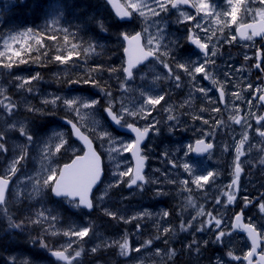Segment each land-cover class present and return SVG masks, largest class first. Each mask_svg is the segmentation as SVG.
<instances>
[{
	"label": "rangeland",
	"instance_id": "1",
	"mask_svg": "<svg viewBox=\"0 0 264 264\" xmlns=\"http://www.w3.org/2000/svg\"><path fill=\"white\" fill-rule=\"evenodd\" d=\"M18 1L21 4L22 0ZM246 1L244 0V3ZM125 2L127 4V0ZM50 4L54 8L48 13V8L44 7V21L36 34L29 31L31 29L24 30L17 27L18 17L15 13H11L8 16L9 26H15L17 29L0 34V51L6 53L5 56L0 57V101H3L0 104V134L3 136L0 143H3L6 149V151H0L1 174L4 175L13 160L22 154V146L27 145L26 159L21 160L16 165L17 171L15 175H11L15 183L5 205L7 214L11 216V219L16 223L24 222L25 228L23 230L9 228L8 218L6 216H0V218L4 219L8 224L7 232H11L9 239L12 242L24 243L26 250H30L29 255H23L18 251L11 253L10 246L12 243L10 240H6L4 244L0 245V249L2 248L7 256L0 260V264H13L10 260L11 257L16 258L19 262L29 261L33 262V264H67V262L57 261L50 257L48 255L49 251L41 248L40 241L48 245L51 250H64V248H67L66 252L70 257L74 255L75 251H81L82 249L80 257L73 259L71 264H80V261L86 255L88 259L81 264H109L108 261L110 263L113 262V264H164V259L167 261L165 264H169V262L187 264L186 256L189 259L194 258L193 255L191 256V250H196V247L201 248L200 245L207 247L208 256L215 247H220L223 252L226 249H230L236 255L245 253L247 249L244 238L237 233H232L233 206L232 203H228L227 195H235L236 192L235 187H229L234 178L235 148L243 138L244 133H247L248 141L243 146L245 154L239 160L240 166L244 171L240 174L238 184L240 194L236 203L244 204L246 201L264 202V168L262 166L259 172L253 170L255 163L263 158L264 151L263 137H260L256 132L258 128L254 120L258 114V108L251 101L248 92L249 84L252 89H255L257 84L248 78L246 72V69L247 71L249 70L248 66L246 64H238V72L233 74L232 84L224 73L220 72L217 65H212L210 70L206 66V71L210 73L211 77L208 84H203L202 82L203 73H197L195 79L190 76L188 78L193 82L198 80L200 83L198 89L201 87L206 89L207 96L199 90H191L186 95H179L180 104L183 106L182 109L178 110L171 104L174 102L169 101L164 104L162 112L159 111L156 114L148 115L146 111V118L144 119L139 116L128 117L125 115V120L139 123L142 128L158 121L155 127L159 129L158 132L153 130L152 135L144 146V150L142 149L144 155L150 159L146 178L151 182L144 184L142 188L136 186L129 188L127 182L130 177H124L123 182L117 184L118 177L114 176L113 172L116 171V162L120 164L119 171L133 168V160L130 153H122L116 157V161H110L106 151L107 139L103 142L97 139V133L107 129L114 136L122 138L126 142L134 140L131 135L121 137L120 134L113 130L105 116V109L108 107L106 99L101 98L100 95L95 96V94L77 90L83 88L86 85L84 83H65L62 85L67 69L65 67L56 68L59 62L54 58H50V63L52 64L47 69V73V70L40 68V66H29L28 62L25 63L27 67L15 73L17 69L25 66L19 63L20 59L26 60V55L34 48H37L38 45L43 49L45 48V37H48V40L53 39L59 42L61 35L58 31L53 33L55 29H59L62 32L69 30L60 24V19H63V14L58 10L61 7L60 0H54ZM221 4V7L216 8H219L220 12L223 13L222 16L219 15L220 12L214 14L211 8L207 10L211 15H204L207 21H211L206 22V26L210 25L206 34L209 38L213 35L215 29L216 31H222L233 25L230 22L231 17L224 15V10L226 9L224 5L226 3ZM232 6H236L235 0H233ZM7 7H10V2L7 3ZM239 8L237 21L241 15L246 14V9H248L245 4L239 5ZM55 9L58 10L57 13ZM136 14L139 20L142 19L144 29H147V33H145L146 43L148 36L155 35L158 29H163L164 44H168L169 41H176V38L168 30L172 23L170 17L165 22L160 16L147 15L146 17H140L138 13ZM217 19L221 22L217 23ZM36 20L37 23L42 21L40 17H37ZM52 24H58V27H51L50 29ZM47 29L51 33L47 32ZM85 29L89 30V28ZM102 30H105V26ZM74 31L80 32L79 28H75ZM26 39L29 41L27 44H25ZM32 39H35V41L30 42ZM67 40H70V43L74 42V37L70 35V32ZM212 43V49L216 51L218 49L217 44L215 42ZM241 44L245 48L239 51L241 54H238V57L244 58V56H248L247 46L246 42ZM94 45L95 43L91 41V44L85 48V53L89 57L96 50ZM57 47L61 49V43H57ZM91 48L95 50L92 51ZM18 50L20 51V56L16 57L13 53ZM161 51L163 52L165 49L162 47ZM56 53L60 55L59 51ZM223 53L224 51L222 52L221 60L218 62L219 64L223 62ZM114 54V52H109L107 57ZM8 56L12 57V61L8 60ZM215 57L217 55L212 58ZM163 59L172 67L167 60L168 57ZM232 59L234 63L235 57L232 56ZM178 60L179 62L185 61L180 55ZM13 61L15 63H13L11 69L3 67L4 63ZM117 63H120L119 71H110ZM104 65L103 68L105 67L106 69V64ZM110 65L111 68L106 69L105 74L111 75V80L103 77L105 82L103 87L106 91H111L112 105L115 111L118 112L121 103H124L130 110H137L147 95L155 97L156 94H162L161 92H156L155 87L153 88V79L162 75L158 74L157 71L158 68H161L160 66L153 65L137 73L134 81L127 83L125 88L127 91L118 92V89L115 88L114 90V87H112V81H117L121 76L122 61H114ZM43 66L47 67L45 63ZM90 69L89 66L86 67L87 72ZM37 73H39L40 79L32 80L30 85H25V88H33L34 91L28 92L24 88L18 87L19 78L29 79ZM163 77L167 76L164 75ZM121 79L122 81L125 80L123 74ZM212 79L217 81L215 85L212 84ZM42 85H56V88H40ZM218 86L228 90L229 99L224 107L218 102V94L214 93L215 88ZM85 88L87 89V87ZM48 93L67 98L80 96L88 100L98 99L99 104L95 105L94 110H86L92 111V116L86 114L81 119L76 117L75 113L66 111L59 103L55 107L51 104H44L43 98ZM233 93H238L241 99L234 97ZM249 101H251V104H249ZM9 103L15 105L11 114H8L4 107V105ZM154 106L148 105L147 109L154 111L159 107V104ZM37 109L39 111H36ZM213 109H219V111H213ZM170 114L175 116L176 119L169 120L168 116ZM241 114L244 115V120L238 127L231 117ZM186 116L189 119L193 118V121L184 119ZM66 117L76 121L80 120L79 124L93 136L98 148L105 156L106 163H108L106 178L96 193L95 209L91 212L81 207L75 208L68 204L65 199L54 201L49 188L44 189L40 195H35L32 191V182L28 179L29 176H36L42 167L55 169L58 173L63 163L82 152V146L72 138L68 128L62 122L63 118ZM205 120L208 121L207 124L204 123ZM93 121H96L98 126H94ZM217 121H222L223 123L218 124ZM21 124L25 126V132L32 136L34 142L47 139L51 136L53 130H57L65 133L67 144H65L64 148H61L60 152L54 153L49 160H43L40 147L35 143L28 145L25 136L19 131ZM249 124L251 125L250 128L248 127ZM178 127L183 128L184 132H175ZM195 134L215 140L217 147L209 156L194 161L188 152V146L191 145ZM249 145H251V148ZM226 148L227 150H225ZM72 149H75V152ZM186 153L188 154L186 155ZM173 161L177 162V167L172 166ZM224 161L227 162L225 163ZM185 162L195 165L191 175L186 173L180 166ZM207 171H213L217 175L210 178L208 183L202 181L203 187L198 188L193 183L195 176L206 174ZM185 180L188 181L186 185L182 183ZM105 190H107V195H104V199L100 200L99 197L104 194ZM157 192L165 194L157 196ZM189 196L195 202V206L187 204ZM217 199L220 201L219 204L216 203ZM45 208L57 217V221L51 226L47 223H31L30 221L36 218L35 214ZM253 208L254 206H252ZM198 209H203L205 215L197 216ZM143 211L150 212L152 215L139 216L138 214ZM164 212H167L168 215L163 216L162 213ZM252 212L258 213V210L255 208ZM108 213H114L115 215H109ZM207 213H211L212 217L216 219H221L220 229H217L214 223L210 226L206 225L209 219ZM133 217L137 218L133 219ZM193 217H196V219H192ZM263 218L264 216H261L260 220H263ZM181 223L185 225L191 223L192 226L187 228V230H181ZM201 225H205L203 230H200ZM83 227L91 228L89 235L83 239L75 236L69 239L63 235L65 231ZM164 229H169V231L165 232ZM221 230L225 231L226 235L217 243L216 236ZM183 233L185 236L182 238ZM125 235L129 243V252L127 256H122L120 255L119 243L123 242ZM33 240L37 241V243L33 244ZM70 241L71 247L69 248L67 246ZM147 241H151V243L147 244ZM160 242H166V246H168L163 252L155 247ZM210 245L213 247H209ZM93 248H96V251H92ZM136 249H139V251H136ZM38 254L43 255L38 257ZM223 255L224 253H220L213 258L215 264H225ZM87 260L90 263H87ZM181 260L184 262L182 263Z\"/></svg>",
	"mask_w": 264,
	"mask_h": 264
},
{
	"label": "snow or ice",
	"instance_id": "2",
	"mask_svg": "<svg viewBox=\"0 0 264 264\" xmlns=\"http://www.w3.org/2000/svg\"><path fill=\"white\" fill-rule=\"evenodd\" d=\"M227 6L233 5V0H225ZM236 6H232L230 11H225V16L231 17V23L236 24L237 22V13L240 11L239 5L244 4V0H235ZM106 3L111 4L113 7L116 8V16L121 19L122 21L126 20L127 18H130L133 16V13H138L140 17H146L147 15L151 16H160L161 12L167 13L169 10V5L173 9H179L181 5H189L191 8L196 10V15H199L200 13H204L205 16L211 15L209 11H207L211 5H209L205 0H127V4L123 5L117 2V0H106ZM11 7H15V4H12ZM131 9V11H129ZM247 10V9H246ZM195 15H190L187 12H180V19H178V22H188L195 20ZM221 21L217 19V23H220ZM227 26V25H225ZM102 27V26H101ZM194 28H200L202 31H207V29L202 27V24L200 22H197L194 25ZM251 30V34H249V31ZM31 31V30H29ZM191 33V30H189ZM237 31L239 32V35L244 40H253L254 37L257 36H264V13H261V18L258 22L253 23H240ZM144 32L147 33V29H144ZM122 39L124 41H127L128 48H125L126 52H129V58L127 60V65L123 67L121 70L123 73L126 74L125 81L121 84L122 90L127 91V89L124 88V85L127 83L128 80L133 78V69L136 68L137 65L141 64L143 61L148 60L149 57L154 58V60L158 63H161L163 67L167 70V78L172 80L175 83L176 87H180V80L181 77L179 74H174L172 67L169 66L167 62L163 59L164 57H168L171 55V49L178 48L179 42L178 41H169L168 44H164V32L163 29H158L157 33L155 35L148 36L147 38V45L148 48L145 50V48L141 45V39L142 35L140 32L133 34L129 33H121ZM187 39L191 42L192 45L195 46V49H198L199 52L193 50L192 55L199 57L202 53L203 60L202 62L199 60H186L184 62H178L175 60V57L173 56V62L175 64V67L177 69H183L184 73L193 79H195V75L197 73H203L204 79H210V73L206 71L205 65L207 64H214L215 61L211 60L209 57V51H208V44L203 43L199 36L190 34L188 35ZM233 40L236 39L235 36L232 37ZM91 47V46H90ZM102 47V46H101ZM164 48L165 51H161V48ZM92 51H94V48H91ZM133 53H135L133 55ZM79 55V53H76ZM6 53L3 51H0V57L5 56ZM14 56L19 57L20 51H15L13 53ZM73 52H69L67 57L62 55H56L55 60L61 63H67L69 59L72 58ZM217 53L215 50L211 52V56H216ZM247 59V57H246ZM8 60L12 61V57L8 56ZM13 62L4 63L3 67L11 69L13 67ZM19 63H27V60L20 59ZM256 68H260L259 62L255 64ZM110 71L115 72L117 69L112 68ZM159 77H157L158 79ZM20 83L18 87L24 88L25 91L32 92L34 91L33 88H25V85H30L32 80H39L40 76L39 73H37L35 76L29 78V79H23L19 78ZM81 81L74 80L72 83L79 84ZM84 84L92 85L98 90V94L106 99V102L108 104V107L105 109L108 117H110V122H114L113 126L117 128V131L123 129L124 131L121 133V137L123 135H128V131L130 130L131 133H135V138L131 142H126L122 138H117L114 136L111 132H109L107 129H104L103 131H100L97 133V139H100L102 142L107 139V145H106V151L108 155V159L110 161H116V157L122 153L125 152H131L136 159L135 167L134 168H128L125 171H119L120 164L119 162H116L115 167L116 171L113 172L114 176H117V184L120 182H123L124 177H130V179L127 182V186L129 188L136 186L138 188H142L144 184L149 183V181L146 176L143 174L145 161L147 159L146 156L141 155V143L145 140V138L148 136L149 132L152 130H155L156 132L159 131L155 127V124L158 123V121L154 122L151 125L144 126L143 128L136 127L134 123H129L127 120H125V115L128 117H136L139 116L140 118L144 119L146 118L145 112L147 111V114H151V110L147 109L148 105H158L162 100H164V95L157 94L155 97L152 95H147L146 99L143 100L142 105L137 110H130L124 103H121L120 108L118 109V114L113 112V105H112V94L111 91H106L103 87H101L95 80L88 79L83 81ZM217 81L215 79H212V84L215 85ZM248 87H251L249 84ZM199 91L202 93H205L207 96V90L204 88H199ZM257 91H260V89H257ZM142 95H144L142 93ZM220 99H224V91L223 89L220 90ZM233 96L237 99H241L238 93H233ZM259 100L261 102H264V95L259 96ZM3 101H0V104H2ZM44 104H51L53 107H55L58 103L61 104L66 111L73 112L76 114V117L83 118L86 114L88 116H92V111H86V110H94L95 105L99 104L98 99H92L88 100L85 98H82L80 96H73L71 98L62 97L60 95H54L51 93L45 94L43 98ZM249 104H251V101H249ZM4 107L7 110L8 114H11L13 108L15 107L14 104L9 103L7 105H4ZM36 111H39L37 109ZM169 111H171L169 109ZM213 111H219V109H213ZM169 120L176 119L175 116L169 115ZM232 120L236 124H241V117L239 116H232ZM123 121V123H122ZM264 121V115L256 117V123L261 124V122ZM80 122L78 119L76 123H73L72 120H66L65 123L67 125L71 126L72 133L75 137H77L80 141H82L88 148V151L83 156H77L75 160L71 164H65L63 169L59 171V176L57 177V171L55 169L51 168H44L42 167L36 174V176H29V181L32 182V191L35 195H40L44 189L49 188L52 193L56 197H63L68 204L72 205L75 208H80L81 206L86 209H92L93 208V201L90 198V195L92 193L93 188L100 182L101 176L103 174V166H102V160L101 156L92 148V142L89 140L88 136L84 135V133L81 132L80 127L77 126V124ZM205 124L208 123L207 120L204 121ZM218 124L223 123L222 121H217ZM247 123V121H245ZM94 126H98L96 121H93ZM248 127L250 128L251 125L249 124ZM264 127V125H262ZM19 131L22 135L25 136L27 144H33L35 143L37 146L40 147L42 152V159L43 160H49L52 155L56 152H60L61 148H64L65 144H67V140L65 139V133L62 131L53 130L51 136H49L47 139H41L36 142L33 141V138L31 135L27 134L25 132V126L23 124L20 125ZM256 132L260 137H264V130H260L259 128L256 129ZM3 139L2 134H0V140ZM248 141L247 133H244L243 138L238 142V146L235 148L236 152V163L234 166L233 171V180L232 184L229 185V187H235L238 184L240 174L242 172V168L240 166L239 160L240 157L243 156L244 150L243 146ZM102 146H104L102 144ZM26 147L22 146L21 151L22 154L15 158L13 162L9 165L7 171L3 176H0V216H6L9 221V227L13 229H20L23 230L25 228L24 222L16 223L11 219V216L7 214L6 211V200H5V193L8 189L9 180L11 175H15L17 168L16 165L20 163L21 160L26 159L27 157V151ZM251 148V145H249ZM190 152H195L196 154H202L205 152H208L210 149L213 148L212 143L205 144V141L203 139L196 141V146L193 148L192 145L188 146ZM227 150V148L225 149ZM0 151H6L4 148L3 143H0ZM73 152H75V149H72ZM188 153H186L187 155ZM167 155V153H165ZM264 163V161H261ZM173 167H177V162H172ZM183 170L191 175L195 169V165L192 163H183L180 165ZM217 174L213 171H207L206 174L196 175L193 183L197 185V187H203L201 182L208 183L210 181V178L215 177ZM139 182V183H138ZM172 182V181H170ZM183 184H187L188 181L185 180L182 182ZM165 193L157 192L156 195H164ZM104 195H107V190H105L104 194L99 197L100 200L104 199ZM235 200L234 194H228L227 195V201L228 203H232ZM216 203L219 204V199L216 200ZM187 204L189 206H195V202L191 199L189 196L187 199ZM261 211H264V204H260ZM109 215H115L114 213H108ZM139 216H151L152 213L143 211ZM163 216H167L168 213L164 212L162 213ZM205 212L203 209L197 210V216H204ZM209 219L206 222L207 226L215 224V227L217 229H220L221 225V219H216L215 217H212L211 213H207ZM36 218L34 220H31V223L34 224H43L47 223L50 226L57 221V217L55 215H52L48 210L45 208L42 211L35 214ZM241 214L236 215V224L235 227L243 230L247 233V236L252 241V248L251 251H249L245 256L244 260L248 262V264H253V261L251 257L256 253V249L259 246L258 241L260 237V233L256 230L255 226L251 223L244 224L241 223ZM137 217H133V219H136ZM123 219V217H121ZM192 219H196V217H193ZM192 225L191 223L185 225L184 223H181L180 228L181 230H187V228H190ZM139 227V225H138ZM205 225H201V229ZM91 228L90 227H83L80 229H70L69 231L63 232V235L65 236H75L80 239H83L84 237L89 235ZM47 231V229H46ZM165 232H168L169 229H164ZM226 235V232L221 230L219 231L218 235L216 236V242L219 243L221 241V238H223ZM33 244H36L37 241L33 240ZM41 248L47 249L50 252V255L54 258H56L59 261H65L67 264H71V261L77 257H80L81 251H75L73 256L66 255L67 248H64V250H51L48 248V245L44 244L42 241L39 242ZM116 243V242H114ZM147 244H150L151 241H147ZM67 247H71V241L69 242ZM119 250L120 255L127 256L129 252V243L127 240V237L125 235L123 242L119 243ZM92 251H96V248H93ZM136 251H139V249H136ZM228 256L232 257L233 259L239 260L240 257L233 256L232 252H228ZM15 260V258H13ZM23 264H28L27 261H24ZM257 264H264V253L259 254V260L257 261Z\"/></svg>",
	"mask_w": 264,
	"mask_h": 264
},
{
	"label": "flooded vegetation",
	"instance_id": "3",
	"mask_svg": "<svg viewBox=\"0 0 264 264\" xmlns=\"http://www.w3.org/2000/svg\"><path fill=\"white\" fill-rule=\"evenodd\" d=\"M9 1H10V4H15L16 7L19 6L18 0H0V34H2L4 32H10L11 30H13V26H9V17L8 16H10V14L12 13L11 7H7V3ZM205 1H207L211 5V7H210L211 11L214 12V14H218L220 12L219 8H216V7H221V5H222L221 3H223V4L226 3L225 0H205ZM244 4L248 8L246 14L243 16L241 15L240 19H238L236 24H233L232 26L228 27L226 30L216 31V29H215L214 33H213V35L215 34V36L213 37V35H212L210 38L206 35L208 33V29L210 28L209 27L210 25L206 26V22H211V21H207L205 19L204 13H200L199 15H196V10L191 8L189 5H181L179 9H173L169 5V10L167 13H164V12L160 13L161 14L160 17L165 22H167L169 17H170L172 23H171V26L168 30L170 31L171 35H173L176 38V41H178L179 45H180L178 48L171 49V55L168 56V59H167L170 62V65L172 66L173 73L174 74L180 73L179 74L181 77L180 87H176L175 83L172 80L168 79L167 77H163L164 75L167 76V70L163 67V65L161 63L156 62L154 60V58L150 61V63L148 65H144V66L138 68L136 70L133 78L127 81V83L133 82L137 73L148 69L150 66L158 65L161 67V68H158L157 71H158V74H162L163 76L161 75V77H159L158 79H157V77L153 79L154 81H156L153 84V88L155 87L156 92H161L162 95H164V100H162L159 104L160 106L154 110V114L158 113L159 111L162 112L164 104L166 102L168 103L169 101L174 102L171 104L175 108H178V110L180 108L182 109L183 107L180 104L179 95H184V94L186 95L187 92H189L191 90H196V91L199 90L198 89V86H200L199 81L198 80H194V82L191 81V79L188 78V75H186L182 69H177L175 67V64L173 62V56L175 57V60L179 62V60H178L179 55L185 61L186 60H199L202 62V60H203L202 53L199 57L192 55L193 50H195L197 52H199V50L195 49V46L192 45L191 42L187 39L188 35L194 34V35L199 36V38L201 39V41L203 43L208 44L209 57L211 58V60L215 61L214 64L219 67L220 72L224 73V75L231 82V84L233 82V79H232L233 74L238 72V64H241V65L246 64L248 66L249 70L247 71V69H246L247 76H248V78L251 79V81H254L257 84L255 89H252V87L248 88L249 97H250L251 101L258 108V114L254 118L255 122H256V117L264 115V102H261L259 100V96L264 95V36H257V37H254L253 40L249 41V40H244L243 38H241L239 35V32L237 31V28H238L240 23H253L254 21L258 22L260 20L261 13H264V0H247L246 3H244ZM224 7L226 8L224 10V12L230 11L228 9H231V6L224 5ZM215 11H216V13H215ZM180 12H187L190 15H195L196 19L192 20V21L180 23V22H178V19H180ZM222 14H223L222 12L219 13L220 16H222ZM197 22H200L201 24H203L202 27L207 29V31L205 32V31H202L200 28H194V25ZM213 22H216V21H213ZM139 27H140L139 23L137 22V23H135V28H133V29L131 28V26H128V25H119V28H116V29H119L120 33L135 34V33L141 31L143 34H145L144 30L140 29ZM110 30H114V29H110ZM189 30H191V33ZM248 31H249V34H251V30H248ZM233 36L236 37L235 40L232 39ZM108 37H110V36H108ZM118 37H119L121 44L123 43L120 55L123 53L122 60H124V62H125V58H124L125 43H124L121 35H119ZM212 42H215L217 44V47H218V49L216 50L217 57H215V58H212L213 56H211V52L213 51V49H212L213 43ZM243 42H246V46H247V52H248L247 59H244V58H246V56H244V58L238 57V54H241V52H239V51H242L243 48H245V46H243V44H241ZM223 51H224L223 62L219 64L218 62L222 58V52ZM232 56L235 57L234 63L232 62V60H233ZM257 62H259L260 68L255 67V64ZM214 64L210 63V64L205 65V67L207 66L208 70H210L212 65H214ZM241 71L244 72L242 69H241ZM122 74H123V72L121 73V76H122ZM121 76L118 78V81L112 83L113 84L112 87H114V90H115V88L118 89V92L119 91H121V92L125 91V90H122V88H121V84L125 81V80L122 81ZM199 76H201V75H199ZM210 80L211 79H204V75L202 76L203 84H206V83L208 84L210 82ZM127 83L124 85V88L127 87ZM174 87L181 89L182 91L181 92L178 91V95H173L172 90ZM40 88H45V86L42 85V86H40ZM49 88L55 89L56 86H49ZM215 89L216 90H214V93L218 94V102L223 107L226 106L228 103V99H229L228 90L224 87H221V86H218ZM221 89H223L224 94H225L223 100L220 99V95H219ZM257 89H260V91H257ZM198 99L200 100V98H198ZM193 110L195 111V109H193ZM239 117H241V124H242V122L244 120V115L241 114V115H239ZM184 119H188V120L193 121V118L189 119L188 116H186ZM129 123H131V122H129ZM135 124L141 126L139 123H135ZM178 124H181V123H178ZM241 124H237V126L239 127ZM262 125H264V121H262L261 124H257V128H259L260 130H262V129L264 130V127H262ZM113 130L116 131V133H118L120 135L122 133V131H117L115 128H113ZM182 131H183V128L178 127V129H176L175 132L179 133ZM152 133H153V130L151 131L150 136L152 135ZM123 136H125V135H123ZM187 136H188V134H187ZM200 139H203L205 141V144H206V142L212 143L213 147H214V145H216L215 140L210 139V138H206L204 136H201L200 134H195V135H193L192 143H191L193 148H195L196 141L200 140ZM143 150H144V148H143ZM214 150H215V148L210 149L208 154L205 156H195V153L190 152L189 148H188V152L191 155L193 160H201L204 157L209 156ZM263 151H264V137H263ZM143 154H144V152H143ZM261 161H264V154H263V158L258 160V164H257L256 168L254 169L257 172H259V170L262 166L264 168V163H262ZM149 166H150V159H148V167ZM107 167H108V165L105 164L106 171H107ZM243 171L244 170L242 169V172ZM12 180H13L12 182H14V179H12ZM239 194H240L239 191L235 192V200L232 202V206H233L232 217L236 216L239 212L242 213L244 218H245L244 219L245 224L251 223L259 231L260 243H259V246L257 247L258 250L251 257L253 264H257V261L259 260V254L264 253V218H263V220H260L261 216H264V211H261L260 204H264V202L246 201L244 204H241V203L237 204L236 201L239 199ZM263 194H264V191H263ZM252 206H254L253 209H252ZM255 208L258 210V213L252 212ZM232 233L239 234L240 236H242L244 238V240L246 242L245 244H246L247 251L245 253H239L236 255L233 252V256L240 257L239 260L233 259L232 257L228 256V252H232L230 249H226L225 252H223L220 247L219 248L215 247L213 249V252L208 256V254L206 252V247L204 245H200L201 248L196 247V250L195 249L191 250V252H192L191 256L193 255L194 258L189 259V257L186 256L187 264H212V263L215 264V260L213 258L216 257L217 255H219L220 253H222V254L224 253L223 256L225 258V264L226 263L227 264H248V262L246 260H244V256L249 251H251L252 243H251L250 239L247 237V234L239 228H238L237 232H232ZM214 246H217V245H214ZM209 247H213V246L210 245ZM20 253H22L23 255H26V254L28 255L30 253V250L24 249ZM42 255L43 254H38L37 256L41 257ZM48 255L50 257H52L49 254V252H48ZM49 256H47V257L50 258ZM111 256H113V255H111ZM84 257L87 258V256H84ZM52 258H54V257H52ZM54 260H55V258H54ZM63 262H65V261H63ZM181 262L183 263L184 261L181 260ZM110 264H113V262ZM169 264H175V263L169 262Z\"/></svg>",
	"mask_w": 264,
	"mask_h": 264
},
{
	"label": "trees",
	"instance_id": "4",
	"mask_svg": "<svg viewBox=\"0 0 264 264\" xmlns=\"http://www.w3.org/2000/svg\"><path fill=\"white\" fill-rule=\"evenodd\" d=\"M39 1L40 0H22L21 6L23 8L19 10L18 15L24 17V23L27 18L38 17L37 10ZM60 3L61 7L59 10L63 14L62 23L70 27L69 30L59 33L61 35L59 42L53 39L48 40V37H45V48L43 49L38 45L37 48H34L31 52H29L26 55V60L28 62L27 64L29 66H40V68L47 70L52 64L50 63V58L55 59V56L57 55L56 52L59 51V54L65 57H67L69 52H73L72 58L69 59L67 63L59 62L61 66L67 69L66 76H64V80H62V85L65 83H72L74 80H79L81 81L79 84H83L84 80L91 78L95 80L101 87H103L105 83L103 80V74L106 71L105 67L103 68V66L106 64L108 69L111 68L108 67V61L117 59V57H119L121 52V42L119 37H117L119 36L117 29L108 30V34L112 36L110 41H106L103 38V36L106 37V35H104L105 31L102 29H104V26L117 27L119 24L121 25V23L117 21L109 7L104 4L103 0H60ZM48 4V0H46V8H48ZM89 11H92L91 15L88 14ZM72 27L79 28L80 32L74 31ZM85 28H89V30H86ZM47 32L50 31L47 29ZM54 32L55 30L53 33ZM69 32L70 35L74 37L73 43H70V40H67ZM34 41L35 39L30 40V42ZM91 41L95 43L94 46L96 50L89 57L85 53V48L91 44ZM57 43H61V49L57 47ZM103 46L105 52H114L115 54L113 56L107 57L108 54L103 51ZM116 47L118 49V53L116 52ZM76 53H79V55ZM44 63L46 66L49 63L50 64L47 67H44ZM22 64L25 65V63ZM75 64L84 65V71H77L73 69ZM87 66L91 68L88 72L86 71ZM47 72L48 70L46 73ZM85 87L92 90L94 93H98V90L92 85L86 84L84 88ZM7 230V222L0 218V245L4 244L6 240H10L9 238L11 232H7ZM10 242L12 243L11 248H15L17 246L21 247V242H12L11 240Z\"/></svg>",
	"mask_w": 264,
	"mask_h": 264
},
{
	"label": "water",
	"instance_id": "5",
	"mask_svg": "<svg viewBox=\"0 0 264 264\" xmlns=\"http://www.w3.org/2000/svg\"><path fill=\"white\" fill-rule=\"evenodd\" d=\"M117 2L118 3H120V4H123L122 2H121V0H117ZM124 5V4H123ZM110 6H111V8H112V10L115 12V14H116V8L115 7H113L111 4H110ZM118 18V17H117ZM119 19V18H118ZM120 21H122L121 19H119ZM128 20H132V17H130V18H127L126 20H124V21H128ZM141 45L144 47V45H143V38L141 39ZM126 48H128V43H127V41H126ZM145 48V47H144ZM145 50H147L146 48H145ZM135 53H133V55H134ZM125 57H126V65H127V60H128V58H129V52H126L125 51ZM152 57H149V59H151ZM148 59V60H149ZM148 60H145V61H143L141 64H144L146 61H148ZM141 64H139V65H141ZM139 65H137L136 67H138ZM66 120H69V119H65V121ZM73 123H75L74 121H73ZM113 124H114V122H112ZM78 126V125H77ZM71 127V126H70ZM79 127V126H78ZM137 127V126H136ZM81 129V128H80ZM121 130H123V129H121ZM129 133H131V131L130 130H127ZM81 132L82 133H84V135H86V136H88V138H89V140H91V142H92V148H93V150H95L99 155H100V152L97 150V148H96V145H95V142L92 140V138L89 136V135H87L85 132H83V130L81 129ZM150 133V132H149ZM134 136H135V133H132ZM74 136V135H73ZM148 136H149V134H148ZM148 136L145 138V140L141 143V145H140V147L142 148V146H143V144L145 143V141L148 139ZM74 138L75 139H77L83 146H84V148H85V151H84V153L82 154V155H80V156H83L87 151H88V148H87V146L82 142V141H80L77 137H75L74 136ZM206 153V152H205ZM205 153H202V154H205ZM202 154H199V155H202ZM131 155H132V157H133V160H134V167H135V163H136V159H135V156L131 153ZM101 156V155H100ZM76 159V157L73 159V160H75ZM73 160L70 162V163H68V164H71L72 162H73ZM101 160H102V157H101ZM102 166H103V160H102ZM63 167H64V165H63ZM63 167L61 168V170L63 169ZM145 170H146V161H145V166H144V170H143V174H144V172H145ZM103 176H104V171H103V174H102V176H101V180H100V182L93 188V190H92V193H91V195H90V198L92 199V195H93V192H94V190L99 186V184L101 183V181H102V178H103ZM9 185H10V182H9ZM9 185H8V188H9ZM7 191H8V189H7ZM7 191H6V193H5V198H6V194H7ZM93 201V200H92ZM89 210H91V209H89ZM241 223H243V215L241 216ZM235 224H236V219H235V221H234V228L235 229H238V228H236L235 227ZM246 233V232H245ZM247 234V233H246ZM250 239V238H249ZM250 241H251V239H250ZM251 243H252V241H251ZM260 243V239H259V241H258V244ZM258 249H256V251H257Z\"/></svg>",
	"mask_w": 264,
	"mask_h": 264
},
{
	"label": "bare ground",
	"instance_id": "6",
	"mask_svg": "<svg viewBox=\"0 0 264 264\" xmlns=\"http://www.w3.org/2000/svg\"><path fill=\"white\" fill-rule=\"evenodd\" d=\"M108 67H111V65L109 64V66ZM106 69H108L107 67H106ZM180 74V73H179ZM183 77V76H182ZM154 82H156V81H154L153 80V84H154ZM162 83V82H161ZM184 83V82H183ZM168 86V85H167ZM158 87V86H157ZM173 95H178V91H182L181 89H178V88H173ZM178 97V96H177ZM177 104V103H176ZM160 106V105H159ZM155 107V106H154ZM183 107V106H182ZM157 109V108H156ZM153 110L151 111V114H153ZM196 116H198V115H196ZM227 158V157H226ZM225 158V159H226ZM190 161H191V159H190ZM225 162V161H224ZM227 162V161H226ZM225 162V163H226ZM206 193V192H205ZM125 200V199H124ZM130 201V200H129ZM151 207H153V206H151ZM155 208V207H154ZM150 210H151V208H150ZM152 211V210H151ZM69 239H72L74 236H67ZM77 239V238H76ZM159 251H165L166 249H167V247L168 246H166V242L165 243H162V242H160V243H157L156 244V246H155ZM145 259V258H144ZM165 262H167V261H165V259H164V264H165ZM108 263L110 264V261H108ZM176 264V263H175Z\"/></svg>",
	"mask_w": 264,
	"mask_h": 264
}]
</instances>
